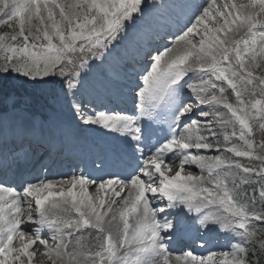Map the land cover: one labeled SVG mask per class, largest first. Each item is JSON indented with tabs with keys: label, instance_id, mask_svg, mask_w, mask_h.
<instances>
[{
	"label": "snow or ice",
	"instance_id": "6c2138e0",
	"mask_svg": "<svg viewBox=\"0 0 264 264\" xmlns=\"http://www.w3.org/2000/svg\"><path fill=\"white\" fill-rule=\"evenodd\" d=\"M44 145L70 176L34 174ZM190 227L227 250L175 254ZM37 252L264 264V0H0V264Z\"/></svg>",
	"mask_w": 264,
	"mask_h": 264
},
{
	"label": "bare ground",
	"instance_id": "6f19581e",
	"mask_svg": "<svg viewBox=\"0 0 264 264\" xmlns=\"http://www.w3.org/2000/svg\"><path fill=\"white\" fill-rule=\"evenodd\" d=\"M242 0L237 1V3H240ZM33 261L36 262L37 264L44 263L46 259L44 258L43 255H41L40 252H37V255L33 258Z\"/></svg>",
	"mask_w": 264,
	"mask_h": 264
},
{
	"label": "rangeland",
	"instance_id": "374dc122",
	"mask_svg": "<svg viewBox=\"0 0 264 264\" xmlns=\"http://www.w3.org/2000/svg\"><path fill=\"white\" fill-rule=\"evenodd\" d=\"M46 94H48V92H46Z\"/></svg>",
	"mask_w": 264,
	"mask_h": 264
}]
</instances>
